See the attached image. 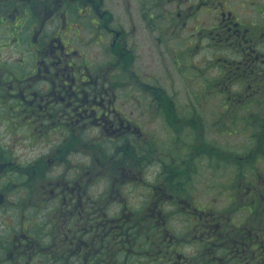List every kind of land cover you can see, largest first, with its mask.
<instances>
[{
	"label": "flooded vegetation",
	"instance_id": "1",
	"mask_svg": "<svg viewBox=\"0 0 264 264\" xmlns=\"http://www.w3.org/2000/svg\"><path fill=\"white\" fill-rule=\"evenodd\" d=\"M106 3L0 0V56L14 49L23 55L0 57V88L12 95L9 107L23 111L6 123L41 136L52 154L48 162L62 171L70 158L88 157L70 165L77 177H50L48 188L41 181V202L52 205L44 224L62 234L53 242L69 262L83 252L93 264H264V0L149 5L160 43L172 39L183 47L169 46L178 54L208 51L216 60L208 101L195 94L183 100L171 81L165 86L138 70V57L159 56L137 51ZM239 8L253 16L239 18ZM159 9L167 21L154 27ZM156 120L159 134L147 128ZM237 133L241 138L232 139ZM94 155L105 157L98 194L88 189L98 166ZM8 157L0 151V171L15 169L21 179L25 167ZM4 178L11 182L10 174ZM193 188L199 197L213 195L199 199ZM11 232L0 243L10 257L29 236L23 227ZM100 251L106 260L87 259Z\"/></svg>",
	"mask_w": 264,
	"mask_h": 264
},
{
	"label": "rangeland",
	"instance_id": "2",
	"mask_svg": "<svg viewBox=\"0 0 264 264\" xmlns=\"http://www.w3.org/2000/svg\"><path fill=\"white\" fill-rule=\"evenodd\" d=\"M106 1L108 9L111 10L114 17L117 18V21L124 27L128 28L131 32V39L137 41V51H140L143 54L146 49H148L152 52H156L159 56L157 57L154 54L150 57H138V61L136 63L138 70L154 74L158 82L165 86L169 85L171 81L172 86H174V89L179 94V98H181V94L183 100L193 98L194 94L195 97L197 96V99L200 100L208 101V99L211 98L209 97L208 89H210L212 70L216 60L211 59V54L208 51L205 52L203 56L178 54L175 50L172 51L169 46L173 44L176 49H182L183 47L172 39L170 42L163 41L160 43L159 40L161 41L163 36L157 37L158 31L155 28L150 27L149 18L147 16L148 9L150 8L149 5L151 3H155L156 0ZM158 1L161 0H157V2ZM166 6L167 5L162 4V7L165 9H167ZM161 13L160 9L157 10L155 18L152 19L154 27L158 24H166V15L163 17ZM252 14L253 13L248 9L245 10L244 8H239V11L237 12L239 18H249L253 16ZM82 33L83 35L81 36H83V41H87L89 39L87 29L85 28L84 31L82 30ZM151 45L152 47H150ZM14 46L18 47L19 45L14 44ZM25 50L28 51L26 48ZM93 50L94 49H84L86 53ZM17 52L18 50L14 49V55L12 56H6V53L3 52L0 56L2 58L1 60L3 61L11 57L16 59V57L18 58L23 56L21 53L18 54ZM27 56H29V54H27ZM211 63H213V65L209 66ZM13 64H15L14 61ZM202 89L205 91L204 93L202 92ZM215 97V100H218L217 96ZM9 98H12V95H8V92L3 91L1 87L0 151L4 152V158H9L8 156H10L15 164L24 166L25 168H31H28L27 170L25 168L23 169L21 172V179L17 178L15 169H4L0 171V194H2V198H0V243H3V239L11 235V230L14 232L22 229V227L29 236L21 238L23 241L18 243L17 240L20 237L17 235L14 238V241L18 243L15 248L18 249V251H16V255L12 257L13 260H1L0 264H93L92 262H84L82 259V257H84L83 252H78V255H75L71 262H69L68 256L67 258L62 256L64 251L60 252L61 248L58 245L59 243L57 242L56 246L53 242L54 239L60 240L59 237H55L56 235L62 234L57 232L55 224H44V221L47 219V214H45V212L48 208H52V205L50 203L43 205L41 202L43 192L41 188L42 180H46V188H48V181L50 180V177L57 176L59 178L60 176H66L68 179H71L74 176L77 177V175H75L77 174V171L70 169V165L74 164V161L76 160L85 162L88 157L86 155H77L73 157V159L70 158V160H67V163L65 164L67 166L66 171H62L61 167H56L54 160L48 162V159L52 157V154L47 151L46 148H49V145L47 142L41 141V136L29 137V135L24 133V129H21L19 125H17L18 123L13 124V126L17 128L13 131L10 130L11 126L10 123H6L7 119L11 122H17V118L23 114V111L22 108L13 107V104L9 107L8 101L6 102ZM214 105L217 106V103H214ZM2 117L8 118H6V120H2ZM159 122V120H156L155 123L147 126L148 130H154L157 134H159L160 130L157 127ZM197 129L198 128L195 130ZM240 138V134L237 133L232 139L239 140ZM1 146L3 147L2 149ZM155 154H157L156 156L158 158H168L167 155L160 154V152H156ZM107 157L110 158V156ZM92 160L95 164H98L105 162V157L94 155L92 156ZM109 161L111 162V160ZM30 163H36V166H29ZM111 163L112 165L116 164V162ZM37 167H41V170ZM101 168L102 167L99 166V164L95 167V175L92 178V182L94 184L90 185L88 188L93 194H98L99 187L103 184L100 182L105 180L104 174L100 171ZM34 170H37L38 172L33 174ZM185 172L189 174L188 170H185ZM9 174L11 175V182H6L4 177ZM207 174H209V172ZM190 177L193 182L200 180L194 175H191ZM84 178H86L85 175ZM204 179L205 177L201 181ZM207 179L212 180L210 177H207ZM194 190L196 195L199 197L198 191L196 189ZM211 191L209 194L205 195L204 198L199 197V199H210L213 195V190ZM224 197L226 199V195H224ZM132 201H135L133 196ZM220 201L221 198L218 202ZM228 203H230V201H228ZM87 221L88 220H86V225L88 224ZM73 237L77 239L81 236ZM81 239L85 240L86 238L82 237ZM151 252L155 254L157 251L155 250ZM94 254L103 256L104 260H106V252L101 251L90 253L87 259ZM59 258H62L63 261H58L57 259ZM114 259H117V263L120 262V258L117 255H114ZM104 264L108 263L104 262Z\"/></svg>",
	"mask_w": 264,
	"mask_h": 264
},
{
	"label": "trees",
	"instance_id": "3",
	"mask_svg": "<svg viewBox=\"0 0 264 264\" xmlns=\"http://www.w3.org/2000/svg\"><path fill=\"white\" fill-rule=\"evenodd\" d=\"M11 251H7V248H2L0 249V261L1 260H5V259H8V260H13L12 257H14L15 255H13L12 257H10V253ZM64 258H66L67 256L65 255V252L64 254L62 255ZM58 261H61L62 258H59L57 259ZM63 261V260H62Z\"/></svg>",
	"mask_w": 264,
	"mask_h": 264
}]
</instances>
